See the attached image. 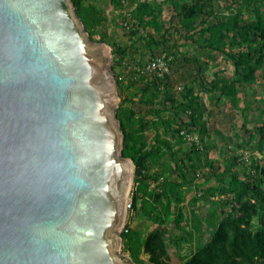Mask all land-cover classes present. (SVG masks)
<instances>
[{"label":"water","instance_id":"water-1","mask_svg":"<svg viewBox=\"0 0 264 264\" xmlns=\"http://www.w3.org/2000/svg\"><path fill=\"white\" fill-rule=\"evenodd\" d=\"M116 88L72 0H0V264H132Z\"/></svg>","mask_w":264,"mask_h":264},{"label":"trees","instance_id":"trees-1","mask_svg":"<svg viewBox=\"0 0 264 264\" xmlns=\"http://www.w3.org/2000/svg\"><path fill=\"white\" fill-rule=\"evenodd\" d=\"M72 1L77 13L84 0ZM109 1L115 9L123 7L120 0ZM245 1V7L238 5L228 13H218L212 9V0L185 3L164 0L171 17L178 19L184 32L191 35L195 49L191 54L180 53L176 62L171 63L169 74L163 78L133 67L134 64L141 66L149 56L172 52L168 30L164 22L157 20L159 4L156 1L145 6L137 0L122 22L128 32L125 37H130L133 42L149 37L158 47L152 49L145 60L129 59L127 53L131 45L124 47L110 42L113 70L116 66L126 70L124 75L114 73L119 106L124 103L141 106L140 123L135 129L126 126L117 115L122 129V154L131 158L135 166L130 211H139L154 224L141 236L130 224L128 216L127 231H121L122 251L128 253L133 264H174L170 258L171 248L178 251L179 264H264V166L257 158H252L248 169L241 175L230 163L224 167L225 174H216V170L212 172L213 182H196L204 165H208L209 170L214 168L208 158L214 147L210 144L212 136L207 121L202 118L206 109L198 93H206L219 108L222 98L233 86L232 81L216 73L207 77L210 60L217 54L225 55L233 65L237 80L249 83L256 81V72L264 63V10L260 8L259 0ZM92 23L97 24V20L93 18ZM83 25L92 39L88 25L84 22ZM140 29H146L144 35ZM196 31L202 36L193 37ZM188 66L191 68L190 77L196 78L195 85L184 84L182 101L177 102L169 91L173 87L171 75L175 71L184 76ZM159 93L163 94V103L156 106ZM166 102L172 108L180 107L174 132L169 119L161 117ZM128 112L129 117L134 116L132 109ZM151 114L154 118L148 120L146 117ZM151 123L155 131L152 140L146 142L144 132ZM259 130L251 148L264 155V126ZM193 132L198 135L196 141L184 135ZM186 141H190L188 152L181 150ZM176 146L177 151L183 153L180 157L172 152ZM166 155L168 161H162ZM160 163L167 172L166 176L150 168V165ZM189 185L196 192L186 211L185 190ZM206 213L216 218L206 240L202 241L205 237L202 216Z\"/></svg>","mask_w":264,"mask_h":264},{"label":"rangeland","instance_id":"rangeland-1","mask_svg":"<svg viewBox=\"0 0 264 264\" xmlns=\"http://www.w3.org/2000/svg\"><path fill=\"white\" fill-rule=\"evenodd\" d=\"M136 1L137 0H125L126 5L115 9L109 0H84L83 4H81L80 10L76 13L82 24L84 22L88 25V29L92 32V40L101 42L105 45V48L108 51L111 67L112 65L114 66V56L110 49V42L112 41L120 43L124 47L131 45L132 47H130L127 53V56L131 60H137L138 58L145 60L152 49L156 50L158 48L149 37H145L138 42H133L130 37L124 36V34H128L127 29L122 27L124 16L131 13V9L134 7ZM139 1L143 2L145 6H149L152 1H156V3L159 4L157 6L159 10L157 20L159 23L164 22L165 27L168 30V44L172 46V51L179 54L177 59L180 57V53H193L195 44L192 41L191 35L184 32L183 26L178 19L171 17L170 9L167 7L168 5L163 2L164 0ZM176 1L179 3H185L190 0ZM245 2V0H212V9L218 13H228L231 9L238 7V5L245 7ZM258 2L261 10H264V2L262 0H259ZM132 17L133 14L130 15V18ZM93 18L97 20V24L92 23ZM145 31L146 29H140V33L143 35ZM195 33L196 35L193 37L199 38L202 36V33L200 32L196 31ZM174 62H176V60ZM115 72L121 75L126 74V70H124L122 66H116L113 70V74ZM189 73H191L190 66L187 67V72L185 71L184 76H180L178 72L175 71L171 75L173 87L169 91L175 97L177 102L182 101L184 84L195 85L196 78L190 77ZM214 73L224 76L227 81H232L233 86L222 98V103L219 108L215 107L213 100L206 93H198L200 101L206 109L202 118L207 121L208 132L212 136L210 144L214 146L208 153L209 162L214 168L209 170L208 165L203 166L202 174H200L196 180L199 184H209L213 182L214 177H212V172H214V170H216V174H225L224 167L228 166L230 163L234 165L235 169L241 175H243L248 169V165L252 158H257L258 162L264 166V155L251 148V145L256 141L260 134V127L264 126V63L256 72V81L252 83L241 82L237 80L231 61L225 55L217 54L213 60H210L206 70L208 78H211ZM160 103H163L162 93H159L157 96L155 105L159 106ZM129 109H132L134 113L133 117L128 116ZM179 109L180 107L178 106H174L173 108L170 107V104L166 102V108L161 113L163 119L168 118L172 123L171 130L173 132L175 131L177 116L181 113L179 112ZM140 113L141 106L139 104L124 103L122 106H119V97L117 98L116 114L122 119L126 126L134 129L137 128L140 123ZM146 118L150 120L154 118V116L151 114ZM154 131L153 123H151L148 130L144 132L143 140L150 142ZM189 135L196 139L198 136L194 132ZM233 142L237 143L239 146L235 145ZM189 145L190 141H186L181 146V150L188 152L190 149ZM177 148L178 146L174 147L172 152L175 153L177 157H180L183 153L177 151ZM168 159V155L162 157V161H168ZM150 168L157 174L166 176L167 172L162 163L150 165ZM195 192L196 190L192 185L186 186L184 204L186 211H188L189 201L191 197L194 196ZM126 216L127 219L129 216L130 224L133 228L139 231L141 236H144L145 233L154 226V224H152L146 217L142 216L139 211L136 213L129 211ZM215 218V215L208 213L202 216V225L205 230V237L202 241L206 240V236H208L213 227L212 224L215 221ZM119 252L122 258L131 262L128 258V253L122 251V247ZM170 254L171 261L174 264H179L181 260L179 259L180 256L178 251L175 248H171ZM141 258H143V255Z\"/></svg>","mask_w":264,"mask_h":264},{"label":"built area","instance_id":"built-area-1","mask_svg":"<svg viewBox=\"0 0 264 264\" xmlns=\"http://www.w3.org/2000/svg\"><path fill=\"white\" fill-rule=\"evenodd\" d=\"M120 2L123 4L122 6L126 5L125 0H120ZM178 55L179 54L174 51L170 53L163 52L157 56L155 55L149 56L141 66L134 64L133 67L138 71L152 72L154 73V75L163 78L166 74H169L171 63L177 59ZM182 132L183 131H181L180 133L182 134ZM184 135L186 136L187 139L196 141V138H194L193 136H190L188 134H184ZM129 199L130 200L127 203V212H129L131 209L130 206L131 198ZM126 221H127V216L125 217V222L121 228V231L122 230L124 232L127 231V228L125 227Z\"/></svg>","mask_w":264,"mask_h":264}]
</instances>
